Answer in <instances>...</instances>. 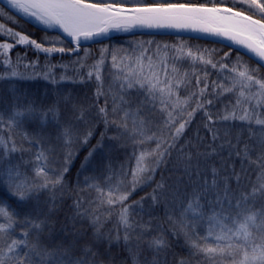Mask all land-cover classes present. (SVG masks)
Here are the masks:
<instances>
[{"label": "snow or ice", "instance_id": "6c2138e0", "mask_svg": "<svg viewBox=\"0 0 264 264\" xmlns=\"http://www.w3.org/2000/svg\"><path fill=\"white\" fill-rule=\"evenodd\" d=\"M5 3L45 29H58L75 47H66L59 34L47 35L38 42L0 24V36L7 37L0 42L3 50L0 65L4 68L0 80L33 78L25 77L13 65L8 53L15 46H31L46 57L55 53H77V59L69 64H49L43 79L53 85L64 81L75 83L77 78L81 83L94 79L97 117L105 128L115 125L118 132L123 128L134 145L154 141L155 147L150 150L142 147L138 155L134 153L135 166L127 181L130 187L122 188L123 180L113 185L110 176L105 178V186L88 183L92 178L85 179L87 188L95 190L97 196L87 202L88 207L84 206L82 198L77 199L73 219L89 221L93 230L91 241L83 240L79 232H74L71 239L67 236L57 239L51 216L56 208L57 192L62 195L65 188V174L73 156L70 146L76 133L71 124L62 123V114L56 105L45 107L26 94H14L7 107H0V190L17 203V207H13L0 197V264H97L99 253L95 244L106 242L111 246L121 241L132 264H141L143 246L154 254L152 261L145 258L143 264H159L155 256L167 249L168 242L163 236L146 239L151 231L150 222L133 217L132 209L141 204L143 197L131 205L126 201L136 187L145 182V174H154L176 148V142L198 111H203L207 117L204 126L212 132L213 143L208 146L211 151L196 153L195 163L192 153L181 149L188 180L182 190L177 188L172 194L171 213L166 211L174 234L183 232L190 247L202 253L209 264H264V75L259 72L264 68V0H205L204 3L164 0L133 8L122 7L118 0L111 3L107 0H5ZM0 17L11 19L2 9ZM136 27L192 30L221 37L245 49L250 58L257 61V67L252 68L242 56L230 63V53L225 52L220 60H215L211 55L214 50L193 51L183 44L157 45L155 52L143 45L130 52L105 48L91 65L86 62L89 53L86 52L85 57L78 55L82 40L107 35L109 30L129 31ZM106 53H110L115 69L107 88L102 75ZM19 62L18 58L17 64ZM184 62H189L193 69L197 64L203 68L199 73L195 70L191 74L181 73L180 66ZM35 66V61L24 65L25 68ZM57 66L65 69L59 80L52 74ZM209 66L216 70V80H208ZM69 71L73 75H68ZM193 78L195 90L188 91ZM182 90L186 94L182 95ZM100 97L105 98L103 106L99 105ZM222 98H228L223 109L214 114L210 112L209 107ZM77 112L75 119L84 120L85 110L73 106V113ZM157 113L162 116V122L156 125L157 131L149 135L153 122L148 117ZM110 115L113 119H109ZM216 122L230 128H247L249 139L237 134L234 143L225 138L216 145L215 141L221 139L213 127ZM29 125L35 126L32 131L28 130ZM48 125L57 130V138L63 139L69 148L60 169L52 167L51 150L46 147L50 139L45 135ZM257 131L260 151L253 158L257 145L251 140ZM105 134H101V140L85 157V163L97 149L103 148ZM92 135L93 130L88 128L77 138L87 144ZM225 149L228 151L225 160L233 156L240 160L239 172L233 167L229 173L223 166L218 168L208 163L209 158ZM199 157H204L203 162ZM245 162L248 168L244 167ZM124 177L127 178V173ZM163 187V184L157 186L158 189ZM42 193L48 196L47 211L40 208ZM153 193L151 198L155 204L160 197L156 189ZM30 202L33 208L22 210ZM105 208L106 211H101ZM113 216L116 217L115 235L112 230L103 231L105 223Z\"/></svg>", "mask_w": 264, "mask_h": 264}, {"label": "trees", "instance_id": "16d2710c", "mask_svg": "<svg viewBox=\"0 0 264 264\" xmlns=\"http://www.w3.org/2000/svg\"><path fill=\"white\" fill-rule=\"evenodd\" d=\"M153 2H164V0H142L137 4L139 5L150 4ZM171 3H204L205 0H168ZM124 5V4H121ZM208 6H212L209 4ZM228 6V5H225ZM0 9L11 19L0 17V24H4L6 28H11L14 31L27 34L32 39H36L38 42L43 41L47 35L57 34L52 29H45L37 27L34 24L26 21L16 11L10 9L4 4L0 3ZM15 21L13 23L12 21ZM7 37L0 36V42H3ZM64 45L72 48L64 39ZM148 41H152L148 44ZM11 42V41H9ZM185 45L186 48H190L193 51L196 50H214L211 52L212 58L220 60L225 52L230 53L229 62H234L237 56H242V59L246 61L252 68L257 67V61L250 58L246 53L241 50L229 46L227 44L218 42L216 40L206 38L203 36L181 34V33H143L135 34L128 31H120L106 37L104 40L99 42H91L86 45H82L79 49L78 55L85 57L86 52L89 53L87 56V64L91 65L100 58L102 49L108 48L110 50L123 49L132 51L133 48H138L143 45L145 48L151 49L155 52L157 45ZM3 50L0 49V52ZM123 54V53H121ZM206 57L208 53H205ZM8 56L10 57L13 65L17 67V70L24 74L25 77L33 78H12L0 80V107H7L12 100L14 94H26L29 99L34 100L38 105L50 106L56 105L62 114V123L71 124L76 136L73 137V143L71 144V150L73 156L69 164V171L65 174V188L61 195L57 192L56 208L52 213L51 220L54 225V236L57 239H63L67 236L69 239L72 238L74 232H79L83 236V240L91 241L92 228L88 220L73 219L75 215L74 202L77 199H83L85 207H88V201L94 200L97 196L95 190H89L85 183L86 178H92L88 183L98 182L101 186H105V178L111 177V183L115 185L118 181L123 180L124 183L121 185L124 188L127 181L131 179V168L135 166V155L139 154V150L144 147L151 149L155 147V142H150L147 145H134L132 139L129 138V133L125 132L123 128L117 131L115 125H110L107 129L102 120L97 117L96 102V86L97 82L93 79L92 81H85L83 83H73L70 81H64L53 85L49 80L43 79V72L47 71L48 65H62L69 64L71 61L77 59V53H55L50 57H46V54L37 52L31 46H15L12 48ZM19 58V63L17 60ZM3 57L0 56V61ZM36 62V66L25 68V64L31 65L32 62ZM203 68L202 65L197 64L196 68L193 69L189 62H184L180 66V72L187 71L191 74L194 70L200 72ZM4 71L2 65H0V73ZM85 72L87 69L84 70ZM115 69L111 65V55L106 53V62L102 69V75L105 78V88L111 81L112 76L110 75ZM210 73L208 80H216V70L208 67ZM65 72L62 67H55L52 69V74L59 80L61 74ZM259 72L264 75V68H260ZM40 73V75H37ZM73 75L71 71L67 73ZM203 85H201L202 87ZM195 90V79H192V87L188 91ZM210 91V90H209ZM186 94L182 90V95ZM211 98V97H209ZM105 102L104 97H100L99 105L103 106ZM228 103V98H222L220 102L215 103L209 107V111L213 114L221 111L224 104ZM73 106L82 108L85 110V119L79 122L75 119L79 112L73 113ZM194 106V105H193ZM109 112H111L112 104H108ZM153 123L151 125L152 132L157 131L156 125L162 122V116L157 113L155 115H149L148 117ZM109 119H113L110 115ZM116 119H119L116 117ZM207 117L203 111H198L191 120V123L185 128L180 139L176 142V148L171 150L170 154L165 157L163 163L159 165L155 173L145 174V182L132 192L129 199L126 201L127 204H133L134 201H141L140 205H134L132 209V215L137 221L150 222L151 231L146 236V239H150L152 236H158L165 234L167 236L168 247L164 250V259L167 262H178L183 260H192L198 254L195 249H192L183 232L179 235L174 234L173 224L169 221L166 211L171 213V202L172 194L177 188L183 189L184 184L187 183V176L184 174V163L181 158V149L184 153H192L193 163H195L197 152L211 151L208 147L213 143L212 132L208 128H205ZM230 123V122H229ZM129 130H131V121L128 122ZM34 125H29L28 130L32 131ZM217 132V135L221 138L215 141L216 145H219L225 138L231 139L235 142L237 134H241L243 139H249V133L247 128H230L227 127L223 122H216L213 125ZM93 130V135L89 139L87 144L81 142L80 138L82 134L88 129ZM106 133L103 138V148L97 149L90 157L87 163H85V157L92 148L97 145V142L101 140V134ZM227 134V135H226ZM5 135H7L5 133ZM45 135L49 136L50 139L46 144L51 150V161L52 167L60 169L64 164L65 156L67 155L69 148L65 146L63 139L57 138V130L52 126L48 125L45 128ZM259 138V132L257 131L256 137L251 140L252 144L257 145V150L253 154H259L260 148L257 144ZM19 142V136L17 137ZM27 146V145H25ZM135 153V155H134ZM228 156V151L225 149L219 155L209 158L208 163L218 168L225 167L227 172H231L233 167L237 172L241 169V162L238 158L233 156L230 160H225ZM203 162L204 157H199ZM84 165L82 168L81 165ZM245 168H248L247 162L244 164ZM254 167V166H253ZM127 173L125 179L124 174ZM151 176L150 179L147 177ZM252 179L255 180V172H252ZM159 184H163V188H157ZM156 189L159 194V202L153 203L152 194L153 190ZM0 197L7 199L13 207H17V203L14 198L9 197L8 193L0 190ZM48 199L46 193L40 194V208L47 211L45 201ZM95 205H93L94 207ZM33 203H29L22 207V210H31ZM101 211H106L101 209ZM115 222L116 217L113 216L108 222L105 223L103 231L107 232L112 230V234L115 235ZM135 243V240L133 241ZM95 248L99 255L97 261L101 264H132L131 258L128 251L124 248L123 242L119 244L113 243L109 246L106 242H99L95 244Z\"/></svg>", "mask_w": 264, "mask_h": 264}, {"label": "water", "instance_id": "95a60500", "mask_svg": "<svg viewBox=\"0 0 264 264\" xmlns=\"http://www.w3.org/2000/svg\"><path fill=\"white\" fill-rule=\"evenodd\" d=\"M0 3L4 4L5 6L9 7L6 3H5V0H0ZM124 8H133V7H137V6H122ZM10 8V7H9ZM11 9V8H10ZM14 10V9H12ZM15 11V10H14ZM18 13V12H17ZM19 14V13H18ZM21 16V14H19ZM22 17V16H21ZM26 21L34 24L35 26L37 27H41V28H44L43 25H38V23H36V21L32 18H28V17H23ZM54 30L57 34L59 35H62V33H59V30L58 29H52ZM117 32H120L118 30H109L108 34L107 35H102V36H97L95 37L94 39L92 40H87V41H84L82 40L81 41V45H86L88 43H91V42H99V41H102L104 40L106 37L114 34V33H117ZM128 32L130 33H135V34H143V33H181V34H189V35H197V36H203V37H206V38H210V39H213V40H216L218 42H221V43H224V44H227L229 46H232V47H235L239 50H241L242 52L246 53L248 56H250V54H248L246 52L245 49L235 45V44H232L231 41L227 40V39H224V38H221V37H215V36H210V35H207V34H204V33H200V32H196V31H192V30H177V29H150V28H141V27H136V28H132L131 30H129ZM63 39L65 41H67L70 45L72 46H75L73 44H71V41H70V38L69 37H66V36H63ZM254 59V58H253ZM255 60V59H254ZM256 61V60H255Z\"/></svg>", "mask_w": 264, "mask_h": 264}, {"label": "rangeland", "instance_id": "374dc122", "mask_svg": "<svg viewBox=\"0 0 264 264\" xmlns=\"http://www.w3.org/2000/svg\"><path fill=\"white\" fill-rule=\"evenodd\" d=\"M142 0H118L119 3L124 4L121 6H125L128 4H137L141 2ZM89 2H95V0H89ZM107 2L111 3L113 0H107ZM130 6H136V5H130ZM139 6V5H137ZM158 236H163L165 240H167V236L165 234H160ZM151 239V238H150ZM147 258L148 261H152L154 259V254L146 249V246H143V251L140 256L141 264H143L144 259ZM155 259L159 262V264H181V261L178 262H167L164 259V251L161 252L158 256H155ZM132 261V259H131ZM184 264H209V262L204 258V255L202 253L198 254L194 259L192 260H183ZM97 264H101V262L97 261Z\"/></svg>", "mask_w": 264, "mask_h": 264}]
</instances>
